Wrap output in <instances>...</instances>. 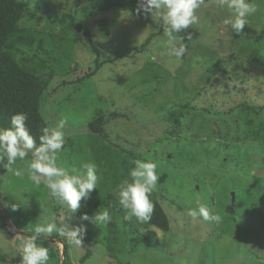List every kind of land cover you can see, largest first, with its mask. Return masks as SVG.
Wrapping results in <instances>:
<instances>
[{
  "label": "rangeland",
  "instance_id": "1",
  "mask_svg": "<svg viewBox=\"0 0 264 264\" xmlns=\"http://www.w3.org/2000/svg\"><path fill=\"white\" fill-rule=\"evenodd\" d=\"M24 1L28 9L19 25L41 33L48 53L17 60L51 75L42 116L67 121L57 162L69 171L95 163L99 180L73 213L43 182L31 181V153L17 161L24 169L20 176L0 166V232L8 239L7 244L0 234V264H20L23 238L34 235L35 224L57 222L58 214L61 223L86 229L82 246L59 236L69 256L65 264H264V0H254L257 12L242 35L224 24L225 8L204 0L199 23L179 33L187 49L180 61L166 54L158 16L104 11L98 0H45L50 23L42 12L32 17L38 0ZM72 21L89 27L102 42L100 58L72 30ZM97 59L107 62L85 77ZM102 116L106 135H95L88 125ZM96 151L102 153L99 160ZM134 159L158 165L150 199L166 212L168 231L123 218L116 188L129 178ZM121 173L126 174L119 179ZM111 195L117 212L109 206ZM198 199L222 222L187 217ZM105 209L112 216L107 225L81 219ZM6 222L19 238L6 230ZM53 237L58 236L42 234L37 243L48 247V264H63L64 250L52 254Z\"/></svg>",
  "mask_w": 264,
  "mask_h": 264
},
{
  "label": "clouds",
  "instance_id": "2",
  "mask_svg": "<svg viewBox=\"0 0 264 264\" xmlns=\"http://www.w3.org/2000/svg\"><path fill=\"white\" fill-rule=\"evenodd\" d=\"M138 3V10L159 17L167 37L166 54L175 58V61H180L187 49L179 33L199 23L197 10L204 0H138ZM216 3L228 11L229 16L224 20V24L229 25L238 35L244 34L245 26L249 24L248 18L257 12L254 0H216ZM187 39H191V33H187ZM27 120V113L18 112L11 116L10 127L0 128V166L20 176L24 169L16 167L17 161H25L31 153V159L27 162L31 181L37 186L43 182L52 198L67 206L71 212H76L82 206L81 201H87L92 191L97 189L98 166L88 163L83 165L81 171H69L58 164V153L65 143L66 119L53 122L51 118L46 117L45 126L40 129L39 143L30 134ZM131 163L133 167L129 169V178L117 186L116 195L124 210L125 221L135 219L139 223H147L153 212L150 197L157 188L158 165L150 159H134ZM11 207L15 210L17 205L12 204ZM185 215L193 221L201 220L210 224L222 222L221 215L211 212L199 199L195 201V207L187 209ZM81 219L93 224L107 225L112 216L105 209L98 210L91 217L83 214ZM85 231L83 225L70 226L65 221L59 225L54 220L35 224L34 235L22 240V250L19 251L20 264H48V247L37 243L42 234L51 237L56 233L69 244L82 246Z\"/></svg>",
  "mask_w": 264,
  "mask_h": 264
},
{
  "label": "trees",
  "instance_id": "3",
  "mask_svg": "<svg viewBox=\"0 0 264 264\" xmlns=\"http://www.w3.org/2000/svg\"><path fill=\"white\" fill-rule=\"evenodd\" d=\"M98 4L104 11H111L116 8L127 10L142 19L147 18L149 15V13H144L143 10H138V0H98ZM27 9L28 2L24 0H0V128L11 126V116L13 114L25 112L28 115L26 123L30 134L39 143L40 129L45 126V119L41 113V100L47 90L51 75L38 73V69L28 68L17 60L18 55H22V58L28 62L33 57L48 53L44 48V39L41 33L19 25ZM36 12L45 14L50 23L54 21L51 6L45 0H38L35 3V11L31 14L32 17L36 16ZM71 28L82 34L85 42L91 48L90 50L100 58L102 42L97 41L92 30L75 21H72ZM154 34L152 33L146 40L143 45L144 48L151 42ZM96 61V69L85 75V77L93 75L103 62H107V60L99 62L98 59ZM103 124L104 118L102 116L91 121L88 126L95 135L103 136L106 135ZM94 156L99 160L102 153L96 151ZM101 163L105 164L104 161ZM126 168L123 167V170L127 171ZM125 174L121 173V175L116 176L121 179ZM164 178L165 176H162L160 180L163 182ZM110 198V208L116 212L119 211L120 207L115 202L116 198L113 195ZM56 219L59 225L61 223L59 214ZM149 223L164 231L170 229L169 218L158 203L153 206ZM53 238H59V236ZM154 239L159 241L156 235H154ZM63 255L65 258L63 264H65L66 259L69 257L66 246H64Z\"/></svg>",
  "mask_w": 264,
  "mask_h": 264
},
{
  "label": "crops",
  "instance_id": "4",
  "mask_svg": "<svg viewBox=\"0 0 264 264\" xmlns=\"http://www.w3.org/2000/svg\"><path fill=\"white\" fill-rule=\"evenodd\" d=\"M7 223V224H6ZM5 223V226H6V230L9 232V233H11V232H14L15 233V231H14V228H12L10 225H9V223L8 222H6ZM0 234H2L1 232H0ZM11 234H13V233H11ZM2 235H4V234H2ZM13 235H16L14 238H19V236L15 233V234H13ZM4 242L5 243H7L8 244V239H7V236L6 235H4ZM13 241H15V239L13 240ZM53 244H54V246L53 247H55V248H53L52 247V254H53V256L54 257H56V254H57V252H60V250H61V252L64 250V246L63 245H60V241H59V238H57L54 242H52ZM17 248V250H19L18 249V247H16ZM7 256V258L6 259H8L9 258V256H8V254H6L4 257H6ZM63 257H64V255H63ZM62 257V258H63Z\"/></svg>",
  "mask_w": 264,
  "mask_h": 264
},
{
  "label": "water",
  "instance_id": "5",
  "mask_svg": "<svg viewBox=\"0 0 264 264\" xmlns=\"http://www.w3.org/2000/svg\"><path fill=\"white\" fill-rule=\"evenodd\" d=\"M234 196V195H233Z\"/></svg>",
  "mask_w": 264,
  "mask_h": 264
}]
</instances>
